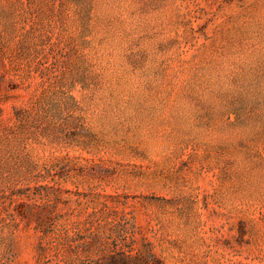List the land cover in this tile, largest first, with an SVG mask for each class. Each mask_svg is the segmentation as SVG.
<instances>
[{
  "label": "rangeland",
  "instance_id": "374dc122",
  "mask_svg": "<svg viewBox=\"0 0 264 264\" xmlns=\"http://www.w3.org/2000/svg\"><path fill=\"white\" fill-rule=\"evenodd\" d=\"M97 238L264 264V0H0V264Z\"/></svg>",
  "mask_w": 264,
  "mask_h": 264
},
{
  "label": "trees",
  "instance_id": "16d2710c",
  "mask_svg": "<svg viewBox=\"0 0 264 264\" xmlns=\"http://www.w3.org/2000/svg\"><path fill=\"white\" fill-rule=\"evenodd\" d=\"M81 250L82 254L75 250L76 263L73 264H163L148 247L141 250L132 244L124 245L123 242L108 244L97 238Z\"/></svg>",
  "mask_w": 264,
  "mask_h": 264
}]
</instances>
